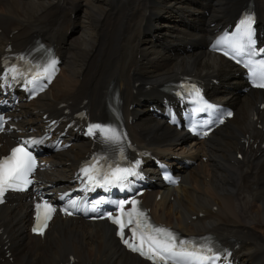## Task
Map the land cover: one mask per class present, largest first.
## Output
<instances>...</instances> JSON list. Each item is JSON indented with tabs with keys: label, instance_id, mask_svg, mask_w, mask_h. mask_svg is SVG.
<instances>
[{
	"label": "bare ground",
	"instance_id": "1",
	"mask_svg": "<svg viewBox=\"0 0 264 264\" xmlns=\"http://www.w3.org/2000/svg\"><path fill=\"white\" fill-rule=\"evenodd\" d=\"M192 1L0 0V53L7 41H22L35 32L54 42L63 57L61 71L49 87L52 90L31 105L33 108L30 114L22 122L34 120L35 114L32 110L36 108L54 112L59 102H65L70 109L83 104L89 114L98 116L106 86L112 78H115L116 87L123 92L124 103L128 106L137 96H152L144 87L145 84L161 81L170 74H177L181 69L192 70L202 79L206 78V74L208 77L214 73H218L220 78L226 77L227 74L222 72L226 71L227 66L222 63V59L207 55L201 50L172 59L164 54H179L168 49L162 53L149 50V58L141 64L142 68L141 55L136 59L133 53L122 64L121 61H110V56L103 54L108 37L111 39L108 47L110 53L115 52L112 42L119 43L126 36L129 38L126 42L132 43L131 50L136 45L143 53L148 52L147 45L160 44L165 47V43L149 41V36L154 32L160 36L159 28L162 25L167 27L168 33L175 32V36H191L180 30L176 23V31L172 24L161 23L162 14L188 17L190 22L195 21L194 26L202 27L208 20V14L209 21L220 17L227 19L244 0H205L202 11L206 10L208 13L204 15L201 12L199 19L191 15V12H198L188 4ZM16 10L19 17L9 15ZM75 11H79L78 16ZM68 13H73V17L70 18ZM72 30L75 31L74 35ZM211 30L201 33V37L203 34H210ZM112 69L117 71L108 72ZM141 71L143 78L139 74ZM138 81L140 83L135 86ZM224 99L236 104V118L211 143L197 145L189 153L195 157L198 150H203V155L208 160L219 158L221 161L214 164L209 174L200 164L193 167L183 176L171 202L167 201L170 197L167 189L162 193L161 201L150 202L153 210L162 219L172 220L184 230L211 231L219 238L233 236L238 239L241 258L237 264H264V168H261V176L257 172L248 175L247 170L252 171L254 165L261 167L258 158L251 154L242 164L234 166L230 156L237 147L233 139L238 138L247 127L249 116H243V111L250 113L255 107L250 103L242 104L236 98L239 104L229 97ZM158 124L141 115L131 126L138 145H145L158 155L165 152L183 154L185 149L174 148L172 143H168L170 136L175 134L168 132L166 127H157ZM76 143L72 149L62 152L63 155L57 153L49 156L56 163L51 170L54 175L67 177L74 169L76 161L87 151V144L82 141ZM204 176H207V181L203 179ZM256 182H260V185H256ZM212 206L216 209L212 210ZM198 211L203 216H196L187 223V219ZM18 218L20 214L14 210H10V215L6 216L9 222H16ZM24 219L25 216L21 213L20 230L16 231L15 237L9 235L11 262L3 260L0 264H60L66 260L67 253H72L77 258V264H145L121 251L112 241L108 228L102 223L98 231L88 237L84 235V231L64 224L56 225L41 249L22 250L18 242L25 241V236L21 233ZM15 222L8 224L10 230Z\"/></svg>",
	"mask_w": 264,
	"mask_h": 264
},
{
	"label": "snow or ice",
	"instance_id": "2",
	"mask_svg": "<svg viewBox=\"0 0 264 264\" xmlns=\"http://www.w3.org/2000/svg\"><path fill=\"white\" fill-rule=\"evenodd\" d=\"M243 24L245 26H248L250 28L251 19H247L243 21ZM250 36V31L248 32ZM55 63V62H53ZM47 71V69H45ZM255 75V73H253ZM258 87H264V83L258 84ZM231 115V113H229ZM99 128V126H95ZM102 132H104L105 136L109 139H118L116 133L112 129H100ZM91 132L92 129H89ZM38 141H33V143H37ZM19 154V155H18ZM33 167V158L29 152H27L23 147L20 148H14L12 150V155L9 158H6L2 163H0V196L3 195V191L5 190V186L16 188L19 187L18 184L11 183V181H19L21 179H24L25 183H29L30 181H27L26 178H24L23 173L31 171ZM95 165L91 166L90 168H85L84 172L86 175L89 174L90 170H94ZM130 172L129 169H122V168H115L111 172V177L114 179H121L123 175L128 174ZM89 179H92L91 176H89ZM107 182V177H106ZM133 205V211L128 213V216L130 219L128 220V223H132L131 217L133 213H136L138 216L143 217V213L137 212L136 210V201H131ZM37 224L33 228L34 232L43 233V227L46 226V223L44 226L40 224V212L39 210L44 207L46 208L45 212V221L47 219H50L51 212L55 211L51 207V205H48L47 202H45L43 205L37 204ZM121 209H123V202L120 205ZM69 215L71 213H68ZM111 219V217H109ZM114 223L120 225V235L123 238L124 235V222L119 218H115L113 220ZM138 229L139 232V244L135 243V239L133 241H130L128 239H124V243L131 248L132 251H138L141 255L148 256L149 259H153L154 261L156 259L164 260L165 264H167V260L169 258H172L174 261V264H177V261L175 258H183L184 260H187L189 258H195V259H208V257L203 256H197L193 252H189L186 249H183L184 241H180L181 250L176 251L177 244H176V238L173 235L172 232H170L167 229L155 227L153 228L151 225H148L147 223H144L143 225L140 223L139 220H137L136 227L132 228L133 237H137ZM144 229H147L148 231H144ZM153 233L155 235H153ZM145 248H147V251H145Z\"/></svg>",
	"mask_w": 264,
	"mask_h": 264
},
{
	"label": "rangeland",
	"instance_id": "3",
	"mask_svg": "<svg viewBox=\"0 0 264 264\" xmlns=\"http://www.w3.org/2000/svg\"><path fill=\"white\" fill-rule=\"evenodd\" d=\"M81 1V0H80ZM76 12V16H78L79 15V11H75ZM9 15L10 16H18L19 17V13H18V11L16 10V11H14V12H10L9 13ZM168 14H162L161 15V17H160V20L161 21H163V22H161V23H165V22H168V23H170V24H172L174 27H175V31H176V29H177V25L176 24H178L177 22H175L174 21V19L176 18V17H173V16H171V15H169L168 17ZM77 20H78V17L76 18ZM73 20V19H72ZM160 23V25H162ZM176 23V24H175ZM179 25V24H178ZM74 30H72V32H73ZM159 31L161 32V34H160V37H165L166 36V34H168V30H167V27L166 26H161L160 28H159ZM165 31H166V33H165ZM67 32V31H66ZM75 34V31H74V33H73V35ZM73 35H71V36H73ZM68 36H70V35H68ZM159 43H163V42H159ZM114 47H115V50L117 49V46H115L114 45ZM171 75V74H170Z\"/></svg>",
	"mask_w": 264,
	"mask_h": 264
}]
</instances>
